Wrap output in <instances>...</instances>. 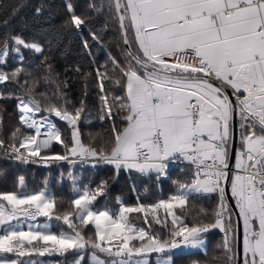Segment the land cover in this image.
Masks as SVG:
<instances>
[{
  "label": "snow or ice",
  "instance_id": "obj_1",
  "mask_svg": "<svg viewBox=\"0 0 264 264\" xmlns=\"http://www.w3.org/2000/svg\"><path fill=\"white\" fill-rule=\"evenodd\" d=\"M65 7L62 26L80 31L87 17L76 14L72 0ZM88 7L107 11L126 46L123 63L109 56L111 75L106 64L95 68L97 118L110 130L100 143L95 137L85 143L80 124L91 113L84 99L72 104L60 84L51 93H36L37 80H21L31 75L22 55L20 66L8 70L10 51L44 53L40 43L14 35L11 44L0 43V84L13 83L20 91L0 92V100H16L19 124L7 143L0 139V149L22 164H104L117 176L122 170L155 173L157 180L180 162L189 178L174 181L175 191L152 204L137 197L136 204L125 205L117 198L120 207L113 212L96 207L106 180L80 189L73 177L75 196L64 209L47 185L27 191L21 175L17 190L0 192V264H41L35 257L67 254L74 257L71 264H152L153 255L155 264H174L173 250L202 247L203 234L212 229L224 234L218 245L224 264H264V0H92ZM89 35L102 43L97 32ZM82 43L91 55L89 41ZM42 63L49 80L47 56ZM81 75L87 81L91 73ZM106 81L124 95L106 89ZM56 120L66 123L70 136ZM211 193L218 195L212 219L190 226L183 218L190 200ZM200 214L208 216L204 209ZM38 217L62 221L66 230L32 223Z\"/></svg>",
  "mask_w": 264,
  "mask_h": 264
},
{
  "label": "trees",
  "instance_id": "obj_2",
  "mask_svg": "<svg viewBox=\"0 0 264 264\" xmlns=\"http://www.w3.org/2000/svg\"><path fill=\"white\" fill-rule=\"evenodd\" d=\"M90 2L92 0H72L76 14L87 17L85 26L77 31L74 28L65 29L62 26L68 15L65 0H0V43L7 39L11 44L10 38L18 35L29 42H38L43 46V54L21 47L20 53L24 57L23 66L26 68V72L31 74L30 76L22 74L21 80L25 78L37 80L36 93H51L56 89L57 84H60L67 99L75 105H79L81 99H84L91 116L81 121L82 137L85 143L90 142V139L95 137V142L98 144L110 130V124L107 121L101 123L97 118L100 100L99 89L95 81V68L106 64L111 75L113 65L109 61V56L123 63V48L125 46L122 43L118 23L108 18L106 10L97 13L89 9ZM101 2L102 0H95L97 4ZM37 8H42L39 14L36 13ZM4 20L9 21L7 26L3 24ZM106 24L107 27H105ZM89 30L97 32L101 36L102 43L98 44L92 41ZM83 39L89 41L91 55L84 49ZM45 56L48 57V63L52 65L49 80H45L46 65L42 63ZM14 59L15 52L10 51L8 70L20 66L21 62ZM77 66L81 69L80 73L75 70ZM82 73H91V76L85 81ZM63 81H67L66 88L61 83ZM85 84H87V88H85ZM105 85L106 89L115 95H124L120 86L107 81ZM18 91L20 89L13 83L0 84V92L5 94ZM85 91L87 92L86 96ZM36 98L42 100L39 95ZM0 106H2L0 115L3 116V124L0 126V139H4L7 143L12 130L19 124V113L14 99L0 100ZM56 123L66 137L70 136V131L65 122L56 120ZM53 149L60 151V146L54 144ZM187 171V165L172 169L166 180H157L156 175H141L134 171L126 172L123 170L117 176L112 166L104 164L95 166L92 163L82 162L75 165H69L67 162L50 165L22 164L9 159L0 149V192L17 190V178L22 175L25 177L27 191L40 190L47 185L48 190L57 197V200L63 202L64 209L68 208L69 202L75 196L73 177H75V187L80 189L84 186L94 188L102 180H106L108 182L107 192L98 198L96 207H107L116 211L120 207L117 198L125 205L136 204L137 197L140 198V202L145 204H152L161 198H167L176 189L174 181H184L189 178L185 175ZM217 203L218 195L212 193L190 200L187 214H182L185 222L190 226L201 221L207 223L212 219L211 213L216 208ZM201 209L206 210L207 217L200 214ZM177 211L179 212V210ZM44 219L46 218L44 217ZM51 221L58 225L55 228L57 231L66 230L62 221L54 219ZM134 223L142 225V220H134ZM153 227L163 235H167L166 229L158 225ZM84 232L91 234V227L84 229ZM223 235L219 229H212L207 235L208 246L205 253H172L174 264H224L222 249L218 247L222 244ZM71 257L70 254L66 256L45 255L44 257H35V259L41 263L57 261L59 264H71ZM155 259L156 257L153 255L152 264H155Z\"/></svg>",
  "mask_w": 264,
  "mask_h": 264
},
{
  "label": "rangeland",
  "instance_id": "obj_3",
  "mask_svg": "<svg viewBox=\"0 0 264 264\" xmlns=\"http://www.w3.org/2000/svg\"><path fill=\"white\" fill-rule=\"evenodd\" d=\"M34 51V50H33ZM38 54H41V53H38ZM19 56H21V54L20 53H15V57H17V60H19L18 58H19ZM16 60V59H15ZM117 211V210H116ZM113 212H115V211H113ZM32 223H38V224H44V223H49V224H51L52 225V231H54V232H58L57 231V229H55V228H57V224L56 223H54L53 221H48V220H46V219H44V217H39L38 219H37V221H33ZM25 230H27L26 229V226H25ZM207 246H208V238H207V236H205L204 235V245L202 246V247H200V248H190V247H182V248H180V249H175V250H173V254H178V253H189V252H206V250H207ZM68 255V254H67ZM71 255V254H70ZM71 259L73 260L74 259V257L72 256L71 257ZM41 264H59L57 261H50V262H43V263H41Z\"/></svg>",
  "mask_w": 264,
  "mask_h": 264
},
{
  "label": "water",
  "instance_id": "obj_4",
  "mask_svg": "<svg viewBox=\"0 0 264 264\" xmlns=\"http://www.w3.org/2000/svg\"><path fill=\"white\" fill-rule=\"evenodd\" d=\"M125 47H126V46H125ZM238 142H239V141H238V137H237L236 145H235L236 147H238ZM233 162H234V154H233ZM228 201H229V203H230V205H231L233 211H234V212H238V210L235 208V200L231 198L230 190H229V192H228ZM240 235H241V242H242V221H241V233H240Z\"/></svg>",
  "mask_w": 264,
  "mask_h": 264
},
{
  "label": "built area",
  "instance_id": "obj_5",
  "mask_svg": "<svg viewBox=\"0 0 264 264\" xmlns=\"http://www.w3.org/2000/svg\"><path fill=\"white\" fill-rule=\"evenodd\" d=\"M185 163H180V162H177V163H175V164H171L170 166H169V168H168V170H167V174H168V172L171 170V169H173V168H176V167H178V166H180V165H184ZM161 179L162 180H166L167 179V176L166 177H161ZM214 194H216V193H214ZM206 234V233H205Z\"/></svg>",
  "mask_w": 264,
  "mask_h": 264
},
{
  "label": "crops",
  "instance_id": "obj_6",
  "mask_svg": "<svg viewBox=\"0 0 264 264\" xmlns=\"http://www.w3.org/2000/svg\"><path fill=\"white\" fill-rule=\"evenodd\" d=\"M21 54V53H20ZM16 59V60H15ZM15 61H18V62H20L19 60H17V57H15ZM19 59V58H18ZM150 175H156L155 173H152V174H150Z\"/></svg>",
  "mask_w": 264,
  "mask_h": 264
}]
</instances>
